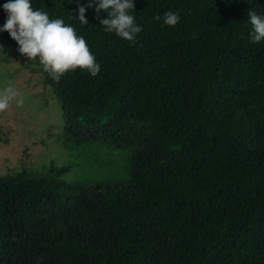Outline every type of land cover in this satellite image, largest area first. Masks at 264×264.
<instances>
[{
  "label": "trees",
  "instance_id": "obj_1",
  "mask_svg": "<svg viewBox=\"0 0 264 264\" xmlns=\"http://www.w3.org/2000/svg\"><path fill=\"white\" fill-rule=\"evenodd\" d=\"M71 2L32 6L85 38L97 76L54 79L6 31L2 61L41 68L68 151L103 143L128 166L88 189L61 180L72 164L0 175V264H264V41L250 42L246 17L264 0H136L135 43L94 7L81 24ZM167 11L176 26L155 19Z\"/></svg>",
  "mask_w": 264,
  "mask_h": 264
},
{
  "label": "rangeland",
  "instance_id": "obj_2",
  "mask_svg": "<svg viewBox=\"0 0 264 264\" xmlns=\"http://www.w3.org/2000/svg\"><path fill=\"white\" fill-rule=\"evenodd\" d=\"M2 60L0 54V94L11 87L18 95L0 110L1 176L23 171L39 175L72 164L61 180L88 189L125 175L129 154L103 143L81 146L76 152L81 161H76V153L64 147L63 112L42 84L41 68L25 69Z\"/></svg>",
  "mask_w": 264,
  "mask_h": 264
},
{
  "label": "clouds",
  "instance_id": "obj_3",
  "mask_svg": "<svg viewBox=\"0 0 264 264\" xmlns=\"http://www.w3.org/2000/svg\"><path fill=\"white\" fill-rule=\"evenodd\" d=\"M75 2L78 4L77 15L72 16L83 25L89 23L86 19L87 9L94 7L95 18L105 32L135 43L142 31V26L136 23L132 14L136 0H88L86 6L80 0ZM0 9L6 14L5 22L0 25V33L6 31L18 46V52L25 58L38 59L54 79L58 80L64 73L77 68L87 71L92 77L99 74L101 64L90 51L85 38L78 35L71 24L61 18L52 19L48 12L33 8L32 0H6ZM101 11L107 13L106 18H100ZM246 17L250 25V42L258 44L264 41V12L249 9ZM155 19L163 25L174 27L179 23L180 16L177 12L167 11ZM16 95L18 93L11 87L6 88L0 94V110L6 109Z\"/></svg>",
  "mask_w": 264,
  "mask_h": 264
}]
</instances>
